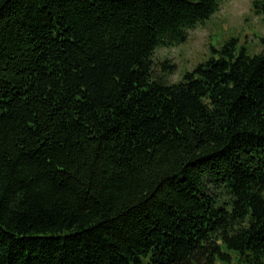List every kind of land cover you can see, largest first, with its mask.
Segmentation results:
<instances>
[{
    "label": "trees",
    "instance_id": "trees-1",
    "mask_svg": "<svg viewBox=\"0 0 264 264\" xmlns=\"http://www.w3.org/2000/svg\"><path fill=\"white\" fill-rule=\"evenodd\" d=\"M221 3L0 0V264H264V38L153 77Z\"/></svg>",
    "mask_w": 264,
    "mask_h": 264
},
{
    "label": "rangeland",
    "instance_id": "rangeland-1",
    "mask_svg": "<svg viewBox=\"0 0 264 264\" xmlns=\"http://www.w3.org/2000/svg\"><path fill=\"white\" fill-rule=\"evenodd\" d=\"M256 0H222L219 11L205 24L189 31L187 40L172 48H159L153 58V77L168 84L182 81L187 72L218 57L213 51L220 50L230 39L238 38L239 46H245L251 54L262 49L264 38V15L253 11ZM264 1V0H261ZM169 61L175 65L172 73L163 70L162 64Z\"/></svg>",
    "mask_w": 264,
    "mask_h": 264
}]
</instances>
